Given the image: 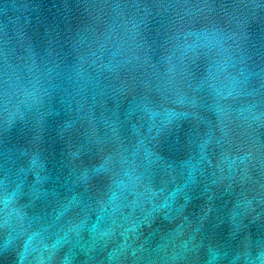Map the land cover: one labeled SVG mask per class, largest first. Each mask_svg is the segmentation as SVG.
Masks as SVG:
<instances>
[{
  "label": "water",
  "instance_id": "obj_1",
  "mask_svg": "<svg viewBox=\"0 0 264 264\" xmlns=\"http://www.w3.org/2000/svg\"><path fill=\"white\" fill-rule=\"evenodd\" d=\"M0 264H264V0H0Z\"/></svg>",
  "mask_w": 264,
  "mask_h": 264
}]
</instances>
